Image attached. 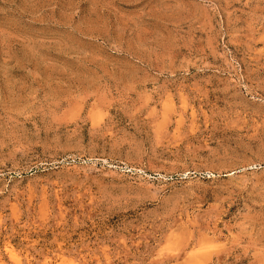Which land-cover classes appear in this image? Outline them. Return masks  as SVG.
Listing matches in <instances>:
<instances>
[{
  "label": "rangeland",
  "instance_id": "374dc122",
  "mask_svg": "<svg viewBox=\"0 0 264 264\" xmlns=\"http://www.w3.org/2000/svg\"><path fill=\"white\" fill-rule=\"evenodd\" d=\"M0 264H264V0H0Z\"/></svg>",
  "mask_w": 264,
  "mask_h": 264
}]
</instances>
